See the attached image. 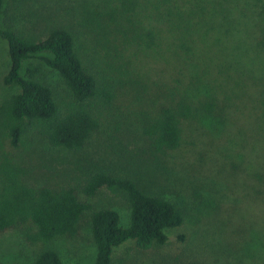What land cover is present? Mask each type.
<instances>
[{
	"label": "rangeland",
	"instance_id": "374dc122",
	"mask_svg": "<svg viewBox=\"0 0 264 264\" xmlns=\"http://www.w3.org/2000/svg\"><path fill=\"white\" fill-rule=\"evenodd\" d=\"M98 5L114 20L131 19L143 32L155 33L156 49L174 52L183 41H191L200 60L236 65L238 111L228 117L224 134L212 132L210 146H182L158 164L136 131L134 113L139 110L129 97L130 88L123 87L113 102L114 114L104 109L100 129L81 151H53L33 134L13 148L0 125V158L4 155L30 171L27 181L35 187H74L89 171L113 170L153 194L161 193L183 211V223L167 230L165 244L142 249L126 242L114 249L111 264H264V0H5L0 28L24 36L53 25L72 29L84 11L96 12ZM176 7L184 16L174 13ZM200 19L208 22L206 28L202 22L184 30L189 29L185 21ZM7 51L0 38V103L13 92L2 82L9 67ZM29 65L43 63L25 62L23 75ZM134 68L146 73L156 65ZM42 74L58 95L64 94L56 74L47 69ZM162 76L158 81L171 82ZM79 198L94 210H116L121 223H127L128 206L120 196L105 190L90 199L79 193ZM89 215L80 220L73 238L47 246L28 241L30 225L0 233V264H32L46 248L57 252L62 264H91L95 245Z\"/></svg>",
	"mask_w": 264,
	"mask_h": 264
},
{
	"label": "trees",
	"instance_id": "16d2710c",
	"mask_svg": "<svg viewBox=\"0 0 264 264\" xmlns=\"http://www.w3.org/2000/svg\"><path fill=\"white\" fill-rule=\"evenodd\" d=\"M4 3L0 0V16ZM88 12L84 11L80 23L72 28H79L78 34L63 25L28 36L0 28L9 59L2 82L13 90L0 103V125L11 147H18L27 134H33L53 151H81L100 129L104 109L114 114L113 102L123 87L130 88L129 97L139 110L134 113L136 131L147 143L149 157L158 164L182 146H210L212 132L224 134L228 117L238 111L240 73L236 65L216 64L211 58L200 60L191 41H183L174 52L156 49L155 33L143 32L131 19L114 20L104 5ZM181 12V7L175 8V14L184 16ZM202 22L206 28V20L185 21L183 25L189 29L184 30ZM130 45L135 48L129 50ZM33 59L43 65H29L23 75L24 63ZM135 65L156 68L143 73ZM44 69L58 76L63 95L43 81ZM162 74L171 82L158 81ZM29 174L12 159L0 158V233L30 225L33 232L26 234L28 241L47 246L59 238H73L80 220L90 213L95 245L91 264H111L114 249L129 241L142 249L163 245L167 230L179 227L184 220L183 211L171 200L113 170L89 171L82 182L65 188L35 187L27 181ZM105 190L127 204L126 224L121 223L116 210H94L79 198V193L90 199ZM32 264L62 261L57 252L46 248Z\"/></svg>",
	"mask_w": 264,
	"mask_h": 264
}]
</instances>
